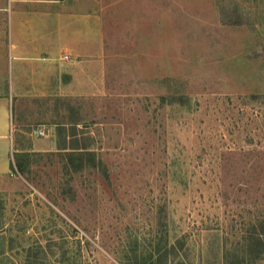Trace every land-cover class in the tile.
Segmentation results:
<instances>
[{
  "label": "rangeland",
  "instance_id": "obj_1",
  "mask_svg": "<svg viewBox=\"0 0 264 264\" xmlns=\"http://www.w3.org/2000/svg\"><path fill=\"white\" fill-rule=\"evenodd\" d=\"M1 99L0 264H264V0H0Z\"/></svg>",
  "mask_w": 264,
  "mask_h": 264
},
{
  "label": "crops",
  "instance_id": "obj_2",
  "mask_svg": "<svg viewBox=\"0 0 264 264\" xmlns=\"http://www.w3.org/2000/svg\"><path fill=\"white\" fill-rule=\"evenodd\" d=\"M78 12H74V14H71L70 19L71 22L69 25L64 27L65 35H64V43L65 45H62L66 50L61 56V60L67 62V61H78V57L81 55H87L88 53H94L97 52L98 49L102 50V48L97 45V43H93L91 39H88V35L86 31L83 30V27L81 26L82 19L78 16H76ZM15 28L12 27L11 30V54L12 52H15L17 56H13L12 54V63L15 61V63L19 66L22 62L20 61L19 54L22 52L25 53H32V48L37 50V45L39 44L38 51L41 52L45 46L48 48V51H51L53 54L57 53V49L60 46L58 44L59 40H56L49 44L43 45L44 40L42 39L41 35L43 30H41L43 27H39L38 30L33 29L32 31H29L27 29V25L21 30L19 29L18 19H15ZM23 26V22H22ZM19 32H17V30ZM25 33H29L31 38V44H22L18 40V35H25ZM16 39V40H15ZM24 47V48H23ZM101 48V49H100ZM69 55L71 58L69 60H65L64 56ZM80 63V62H79ZM10 133L8 129V123H7V113L5 110V113L3 114V99L0 101V184L3 180V176L8 174L11 171V159H10ZM5 159V160H4ZM4 167V168H3Z\"/></svg>",
  "mask_w": 264,
  "mask_h": 264
},
{
  "label": "built area",
  "instance_id": "obj_3",
  "mask_svg": "<svg viewBox=\"0 0 264 264\" xmlns=\"http://www.w3.org/2000/svg\"><path fill=\"white\" fill-rule=\"evenodd\" d=\"M71 57L69 55H65L64 59L65 60H69ZM32 135L36 136V137H44L47 135V131L44 127H41L40 125L38 126H33L32 128ZM13 175V173H11Z\"/></svg>",
  "mask_w": 264,
  "mask_h": 264
},
{
  "label": "trees",
  "instance_id": "obj_4",
  "mask_svg": "<svg viewBox=\"0 0 264 264\" xmlns=\"http://www.w3.org/2000/svg\"><path fill=\"white\" fill-rule=\"evenodd\" d=\"M77 124V123H76ZM66 143V142H65ZM61 144L60 146H61V148H63V149H66V148H71V149H79V148H84V147H80V146H78V145H74V144ZM11 168H13V165L11 166ZM17 169L20 171V170H22V166L21 167H19V166H17Z\"/></svg>",
  "mask_w": 264,
  "mask_h": 264
}]
</instances>
